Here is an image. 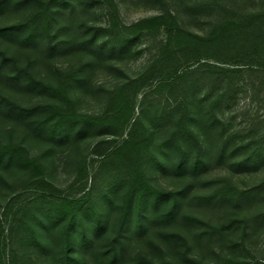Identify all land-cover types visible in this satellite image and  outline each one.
<instances>
[{
    "label": "rangeland",
    "instance_id": "374dc122",
    "mask_svg": "<svg viewBox=\"0 0 264 264\" xmlns=\"http://www.w3.org/2000/svg\"><path fill=\"white\" fill-rule=\"evenodd\" d=\"M4 29L0 264H264V0H0Z\"/></svg>",
    "mask_w": 264,
    "mask_h": 264
},
{
    "label": "trees",
    "instance_id": "16d2710c",
    "mask_svg": "<svg viewBox=\"0 0 264 264\" xmlns=\"http://www.w3.org/2000/svg\"><path fill=\"white\" fill-rule=\"evenodd\" d=\"M0 32H5V29H4V30H0ZM181 75H183V74H178V78H179ZM178 78H176V80H178ZM197 164H198V163L194 162V163L192 164L193 168H196V167H197Z\"/></svg>",
    "mask_w": 264,
    "mask_h": 264
}]
</instances>
